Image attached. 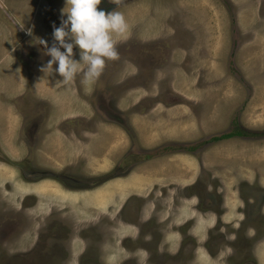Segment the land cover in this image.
I'll list each match as a JSON object with an SVG mask.
<instances>
[{
	"label": "rangeland",
	"instance_id": "374dc122",
	"mask_svg": "<svg viewBox=\"0 0 264 264\" xmlns=\"http://www.w3.org/2000/svg\"><path fill=\"white\" fill-rule=\"evenodd\" d=\"M68 8L0 0V264H264V0H101L118 58L68 25L64 83Z\"/></svg>",
	"mask_w": 264,
	"mask_h": 264
},
{
	"label": "clouds",
	"instance_id": "9594fccd",
	"mask_svg": "<svg viewBox=\"0 0 264 264\" xmlns=\"http://www.w3.org/2000/svg\"><path fill=\"white\" fill-rule=\"evenodd\" d=\"M67 3L70 5L67 9V19L63 21L62 26L54 29L55 40L59 41L66 52L51 48L49 54L52 60L42 71L51 70L52 64L58 62L56 71L64 78V83L73 79L78 70L77 65L70 59L73 45L64 42L68 35L65 28L70 25L75 43L84 50L83 60L88 64L85 79L95 81L102 74L106 59L118 58L113 34H125L127 22L119 11L106 13L104 10H98L97 6L101 0H67ZM40 42L44 43L43 40Z\"/></svg>",
	"mask_w": 264,
	"mask_h": 264
},
{
	"label": "flooded vegetation",
	"instance_id": "af4514ba",
	"mask_svg": "<svg viewBox=\"0 0 264 264\" xmlns=\"http://www.w3.org/2000/svg\"><path fill=\"white\" fill-rule=\"evenodd\" d=\"M112 7V6H111ZM44 175H46V174H44ZM36 180V179H35ZM63 182V181H62ZM73 182H76L77 184H79L80 182H77V181H73ZM69 186V185H68ZM76 187H81V185H77ZM140 221H141V217H140ZM149 221H151V219L149 220ZM128 225V224H127ZM184 247H182L181 249H180V251H182L183 252V250L185 251H187V249L189 248V246H186V245H183ZM191 250H192V252H191ZM180 251L178 252V253H180ZM193 251L195 252V250H194V247H193V249H192V247H191V249H190V252L191 253H193ZM65 253H67V251H65ZM83 255V254H82ZM193 256H195V255H193ZM64 262L62 263V264H69L70 263V258L71 257H69V254L67 253L64 257ZM103 259V261L105 262V264H110V261L108 260V259H105L104 257L102 258ZM51 259H47V260H44V259H40V260H38V261H36V264H52L51 263V261H50ZM127 261V260H126ZM126 261L124 262V263H126Z\"/></svg>",
	"mask_w": 264,
	"mask_h": 264
},
{
	"label": "trees",
	"instance_id": "16d2710c",
	"mask_svg": "<svg viewBox=\"0 0 264 264\" xmlns=\"http://www.w3.org/2000/svg\"><path fill=\"white\" fill-rule=\"evenodd\" d=\"M246 134L242 131H237V132H233V133H230V134H227V135H224L220 138H217L216 141H221V140H224V139H232L234 137H245Z\"/></svg>",
	"mask_w": 264,
	"mask_h": 264
},
{
	"label": "crops",
	"instance_id": "0c3cea01",
	"mask_svg": "<svg viewBox=\"0 0 264 264\" xmlns=\"http://www.w3.org/2000/svg\"><path fill=\"white\" fill-rule=\"evenodd\" d=\"M60 157H61V155H60ZM63 158H65L66 156L64 155V156H62ZM63 161H66L65 159H62V161L61 162H63Z\"/></svg>",
	"mask_w": 264,
	"mask_h": 264
},
{
	"label": "bare ground",
	"instance_id": "6f19581e",
	"mask_svg": "<svg viewBox=\"0 0 264 264\" xmlns=\"http://www.w3.org/2000/svg\"><path fill=\"white\" fill-rule=\"evenodd\" d=\"M118 204V203H117Z\"/></svg>",
	"mask_w": 264,
	"mask_h": 264
}]
</instances>
